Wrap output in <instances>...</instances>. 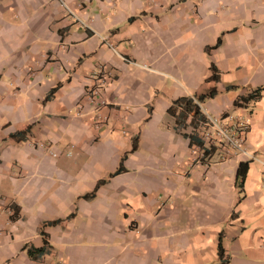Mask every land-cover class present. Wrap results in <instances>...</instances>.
Here are the masks:
<instances>
[{
	"label": "crops",
	"instance_id": "crops-1",
	"mask_svg": "<svg viewBox=\"0 0 264 264\" xmlns=\"http://www.w3.org/2000/svg\"><path fill=\"white\" fill-rule=\"evenodd\" d=\"M262 86L264 0H0V264H264Z\"/></svg>",
	"mask_w": 264,
	"mask_h": 264
},
{
	"label": "trees",
	"instance_id": "trees-1",
	"mask_svg": "<svg viewBox=\"0 0 264 264\" xmlns=\"http://www.w3.org/2000/svg\"><path fill=\"white\" fill-rule=\"evenodd\" d=\"M218 45H219V40H217V42L214 44L213 47H217ZM205 80L207 82L217 81V74L213 66L210 67V75ZM263 90H264V86L258 87L254 89L247 96L241 98L240 100L244 103L249 102V101H256L260 97V93ZM52 91L50 92V95L52 94ZM215 95H216V90L214 87H211L204 93L193 95L192 97L177 98L176 100L171 102L167 110L168 115L172 117L173 119L174 130L180 133L183 137L188 139L189 146H194L195 148L200 150L201 158L209 155L212 152L211 148L213 147L212 144L214 142L212 141L208 142L203 139L204 131L207 130L209 126V122H208V119L204 117L199 111L198 105L206 99L213 98ZM235 126L236 125H232V126L225 127V128H230V127H235ZM233 131H234L233 133H235V136L240 133L238 132L237 127H235ZM212 132H214V130H212ZM19 134H22V132L13 134L12 138L14 140H19ZM123 157H121L120 159L119 167L115 171V174L119 173L122 170L121 163L123 161ZM245 167L246 166L243 164L239 165L238 177L240 178L243 177V172L245 170ZM100 183H98V185ZM90 196H92V194L88 195L87 197L89 198ZM56 222L57 221L48 222L44 224V226L52 225V224H55ZM47 246H48L47 243H45L44 241V246L41 247L40 249H34L32 247L26 248L25 246H24V249L26 250V253L30 257H37V256L44 254V252H46ZM217 254L220 258L223 255L222 248L219 243L217 245Z\"/></svg>",
	"mask_w": 264,
	"mask_h": 264
},
{
	"label": "built area",
	"instance_id": "built-area-1",
	"mask_svg": "<svg viewBox=\"0 0 264 264\" xmlns=\"http://www.w3.org/2000/svg\"><path fill=\"white\" fill-rule=\"evenodd\" d=\"M95 94V93H93ZM209 123L211 124L212 129L214 130L213 134L215 137L220 138L223 140V143L225 142L227 145H229L232 149L238 148V143L240 141L239 137H233L232 133L234 132V128L237 127V130L242 133L247 130V127L243 123H239L238 126L235 127H230V128H225L223 126H220L217 124V121L215 119H208ZM203 139L205 141H212L214 142L213 138L210 136L209 133H204L203 134ZM211 142V143H212ZM261 166L264 168V161H261Z\"/></svg>",
	"mask_w": 264,
	"mask_h": 264
},
{
	"label": "rangeland",
	"instance_id": "rangeland-1",
	"mask_svg": "<svg viewBox=\"0 0 264 264\" xmlns=\"http://www.w3.org/2000/svg\"><path fill=\"white\" fill-rule=\"evenodd\" d=\"M94 97V96H93Z\"/></svg>",
	"mask_w": 264,
	"mask_h": 264
}]
</instances>
